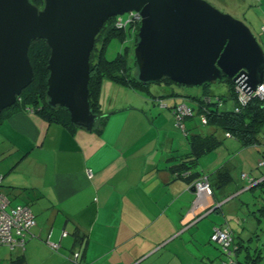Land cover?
I'll return each instance as SVG.
<instances>
[{"label": "crops", "instance_id": "1", "mask_svg": "<svg viewBox=\"0 0 264 264\" xmlns=\"http://www.w3.org/2000/svg\"><path fill=\"white\" fill-rule=\"evenodd\" d=\"M120 89L130 94L127 99L100 96L102 114L108 115L100 132L73 131L25 110L0 122L1 190L12 205L27 203L36 216L33 237L22 247L0 245V264L20 256L25 264H220L210 240L215 228L232 231L246 244L239 215L224 211L249 183L242 178L246 171L236 183L235 168H212V151L200 157L193 170L209 176L215 194L208 198L212 211L191 213L193 182L173 168L191 152L188 131L177 134L173 113L156 99ZM230 102L234 107L233 99L223 106ZM225 139L233 140L230 148L226 142L229 149L241 143ZM259 140L251 147L263 149L262 159L264 136ZM75 252L81 253L78 260Z\"/></svg>", "mask_w": 264, "mask_h": 264}, {"label": "water", "instance_id": "2", "mask_svg": "<svg viewBox=\"0 0 264 264\" xmlns=\"http://www.w3.org/2000/svg\"><path fill=\"white\" fill-rule=\"evenodd\" d=\"M0 0V117L34 79L33 41L51 49L48 103L62 106L78 129L93 132L100 115L90 103L91 55L111 18L137 12V79L168 78L203 86L225 76L255 91L264 84V49L243 21L207 0ZM245 82L242 84V80Z\"/></svg>", "mask_w": 264, "mask_h": 264}, {"label": "trees", "instance_id": "3", "mask_svg": "<svg viewBox=\"0 0 264 264\" xmlns=\"http://www.w3.org/2000/svg\"><path fill=\"white\" fill-rule=\"evenodd\" d=\"M33 3L36 1L38 4H41L43 0H31ZM44 3V2H43ZM36 4V5H38ZM39 6V5H38ZM115 18H111L108 21L104 28L101 30L98 35L95 43L94 50L91 55V81L89 84L90 89V103L94 114L100 115L101 118L98 120L96 127L93 132H100L103 125L106 123L108 115L102 114L101 102H100V90L102 83L105 78H109L114 82L122 83V85L129 86L134 89H141V92L144 96L154 99H163L165 102L172 107L176 100L181 97H188L190 104L194 108V114L186 119L193 118L195 115L199 116L204 114L208 118V126L212 127L211 132H189L188 128L185 125V131H188L189 135L188 141L190 144V153L185 157L180 159V164L174 165L173 168H177L178 176L184 178L188 182H194L200 178L203 174L199 171L194 172L198 160L203 155L210 153L222 143V136L227 137L226 133L229 132L233 137L237 138L244 147H250L259 145V136L264 128V100L258 97H255L250 100V102L242 107L240 112H236L234 109L238 105V92L236 90L237 83L225 76L222 80L227 85V94L228 95H216L210 93L208 86L211 84H204L202 87V92L196 94H182L174 85L182 86L168 78L163 79L159 83H164L163 86H172V91L169 93H163L154 95L151 94L150 88L145 87L149 84H143L137 79V75L131 76V68L129 67L128 60L123 53H117L115 57H107L108 47L111 41L117 40L120 42L125 41L128 34L134 35L130 28L119 29L114 25ZM130 30V31H128ZM264 31V30H263ZM137 37V32H136ZM138 38L136 39L137 42ZM51 56V49L47 42L43 39H37L32 42L29 48V58L34 69V79L32 83L23 90L18 101L11 107L5 109L0 117V122L5 118H8L10 115L19 112V111H28L32 109L36 114L41 116L43 119L50 123H60L64 126H67L69 129L76 131L75 125L71 122L70 113L65 107L57 106L51 107L48 103L47 90L48 84L47 80L49 77L48 63ZM135 65L136 59H135ZM219 82V81H218ZM157 83V84H159ZM209 97L211 102L207 103L205 98ZM233 99L234 107L232 109H224V103L231 101ZM169 100V102L167 101ZM194 104V105H193ZM170 109V108H169ZM173 113V111L170 109ZM175 118V117H174ZM204 125V126H207ZM264 153V152H263ZM264 155V154H263ZM263 158V157H262ZM261 169V168H260ZM263 170V169H262ZM264 172V170H263ZM227 175H221V179H225ZM211 181V179H210ZM213 195L215 194V188L211 182ZM248 186V184L246 185ZM245 185L241 188L246 187ZM264 186V180L260 183L251 186L250 188L244 190L251 191L258 187ZM242 192V193H243ZM241 194V193H240ZM239 196V195H238ZM254 205V204H253ZM18 206H28L31 210L29 204H16L12 205L10 202V208ZM258 212L263 214L264 210L255 208L252 213L253 217L258 220V230H261V219L259 217L263 215H258ZM33 212V210H32ZM34 213V212H33ZM35 215V214H34ZM36 218V216H35ZM257 230V232H258ZM232 232V231H231ZM256 232V234H258ZM260 233V232H259ZM233 236L232 246L229 248L232 251L231 254L228 253V250H225L222 246L223 254L226 255L227 259L221 261V264L227 263L230 259L234 260L236 264H250L248 262L240 261L239 258L241 251H244L246 244L245 240L237 241L235 234L231 233ZM212 236V235H211ZM251 239V238H250ZM211 240V238H210ZM212 243H217L211 240ZM219 244V243H217ZM80 253V252H79ZM75 254V253H74ZM250 254L248 253V257ZM262 255H259L261 259ZM74 257V256H73ZM81 257V253L79 258ZM78 258V259H79ZM255 261V260H251ZM25 264L24 257H17L13 261V264Z\"/></svg>", "mask_w": 264, "mask_h": 264}, {"label": "rangeland", "instance_id": "4", "mask_svg": "<svg viewBox=\"0 0 264 264\" xmlns=\"http://www.w3.org/2000/svg\"><path fill=\"white\" fill-rule=\"evenodd\" d=\"M207 1L212 5H214L215 7H217L218 9H220L222 12L231 14L235 18L246 23L264 49V31H263L264 0H207ZM34 3L38 4L36 1H34ZM38 5L40 7H43V2ZM127 17L128 14H125L123 16V18L125 19H127ZM133 34L134 35L128 34L125 41L123 42L117 40L111 41L106 55L109 58H113L116 56L117 53L125 54L129 63V67L131 68V73H130L131 76L137 75L138 73V67L135 65V45L137 39L136 32H134ZM109 80L111 79L109 78L104 79V83L102 84L100 90V96L102 95V93L110 94L112 95V97L113 96L115 97L116 101L118 100V98L119 100H122L124 98L127 99L129 97L130 94L128 92H125L122 89H120L122 83L117 82L118 85H116L112 82L108 83L110 82ZM106 82L109 85H107ZM163 84L164 83L151 84V85H146L145 87L150 88L151 94L154 95L169 93L172 91L173 89L172 86H163ZM174 87H176L182 94H186V95L202 92V87L200 86L174 85ZM207 88L212 94H216V95L227 94V85L222 81L213 83L209 85ZM132 91L135 92L136 94H142L140 88L138 89L132 88ZM110 101H111L110 99H108L107 102L104 101L105 109L106 107H108L109 105L108 103H110ZM167 101L169 102V100ZM232 108H233L232 102H230L228 106L224 107V109H232ZM166 112H169L171 114L170 111H166ZM185 124L189 132L194 131L193 129L194 125H196L197 127L196 129L199 132L205 133L210 131V127L207 126L202 127L200 125V117L197 115L187 120ZM176 132L177 134L183 133L182 129L177 127H176ZM219 136L223 138L221 145L210 153V155H214L216 157L215 162L212 163V168L220 167L224 163H227L228 167L235 168V170L232 172V176L234 177L236 183L238 182L237 180H239L237 176L238 174L240 175V172L242 171H246V173L247 174L249 173L250 175L253 174L259 177L263 176L264 174L263 170L258 168V163L261 160V156H262V153H260V151L262 152L263 150L262 148L257 149L251 146L244 147L240 143L236 148L229 149L231 144L233 143V140L225 139V137L222 136L221 132L219 133ZM263 136H264V128L259 136L260 139H263ZM226 142H228L229 148ZM235 171H237V174ZM232 199H231L232 201L226 207H224L225 209L224 208L223 209L224 211L227 212L228 217L229 215L231 216H236L237 214L239 215V218L241 219V223H243V225L245 226L244 228L246 229L245 231L247 232L246 235H248V237L246 238V248L241 254V257L239 256L241 259L240 261L248 262L250 264H264V212L262 214L261 212L257 211L258 215L259 214L263 215L259 217V219H261L260 231L258 230L259 228L257 225L259 222L256 218L253 217V213H252V211L258 207L264 210V186L258 187L251 191H245L239 197L235 196ZM204 207H207L208 209L212 210L211 209L212 207L208 204H205ZM236 208L237 209L239 208V210L236 211ZM225 215L222 216L223 219H225L224 218ZM256 232L258 234H256ZM212 245L218 249L217 251H219V254H221L220 256L222 257V261L227 259V257H225L226 255L223 254V250L221 248L222 246L220 244L213 243ZM248 253L250 254L249 257H248ZM259 255H262L261 259H259ZM252 259L255 261H251Z\"/></svg>", "mask_w": 264, "mask_h": 264}, {"label": "built area", "instance_id": "5", "mask_svg": "<svg viewBox=\"0 0 264 264\" xmlns=\"http://www.w3.org/2000/svg\"><path fill=\"white\" fill-rule=\"evenodd\" d=\"M142 22V16L137 12H132L128 14L127 19L123 16L115 17L114 25L119 29L130 28L131 31L137 32L140 28ZM264 30V27H263ZM242 84L245 82L243 79ZM247 84L236 85V90L238 92V105L235 107L236 112H240L242 107L246 106L251 99L258 97L264 100V84L260 85L255 91L250 90V88H245ZM172 107H170L165 100L156 99L159 106L163 109H171L175 117L177 125L185 131V120L186 118L194 114V108L190 104L188 97H181L176 100ZM207 103L211 102L209 97L205 98ZM194 105V104H193ZM29 112H34L32 109H28ZM200 121L202 125L208 124V118L206 115H200ZM227 137H232V134L227 132ZM258 146V145H257ZM258 168L264 170V155L261 161L258 163ZM242 178L248 180L249 186L245 187L244 190L254 186L264 180V174L261 178L251 177L246 173L242 174ZM3 182V177L0 176V245L9 247L10 249H15L17 247H22L28 238L33 237L32 229L36 225V218L32 210L28 206H18L9 207L10 200L2 192L1 186ZM193 186L196 190V199L191 207V213H196V211L206 203H208V198L213 195V189L209 176L202 175L196 181L193 182ZM209 205V203H208ZM212 211V210H210ZM230 230H222L220 228H215L211 240L221 244L228 253L231 254L232 251L229 248L233 243V236ZM65 232L63 236H66ZM80 256L79 252H75L74 260H78ZM224 264H236V262L230 259L229 262Z\"/></svg>", "mask_w": 264, "mask_h": 264}, {"label": "flooded vegetation", "instance_id": "6", "mask_svg": "<svg viewBox=\"0 0 264 264\" xmlns=\"http://www.w3.org/2000/svg\"><path fill=\"white\" fill-rule=\"evenodd\" d=\"M42 8V7H41Z\"/></svg>", "mask_w": 264, "mask_h": 264}]
</instances>
